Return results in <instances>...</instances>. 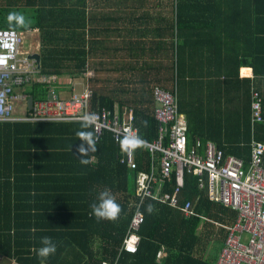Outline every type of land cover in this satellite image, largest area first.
Segmentation results:
<instances>
[{"label": "trees", "instance_id": "trees-1", "mask_svg": "<svg viewBox=\"0 0 264 264\" xmlns=\"http://www.w3.org/2000/svg\"><path fill=\"white\" fill-rule=\"evenodd\" d=\"M12 11L30 25L10 24ZM0 28L36 31L43 75L85 78L91 71V110L132 108L145 143L156 140L154 86L175 90L179 112L190 117L188 146L198 135L247 164L251 137L264 142V124L250 122L255 81L238 78V69L248 67L264 84V0H0ZM130 60H140L147 72L132 81L139 88L124 78ZM185 86L193 95L183 93ZM256 90L264 99V88ZM26 93L34 101L49 96L41 82ZM79 131L80 122H0V255L17 264H63L67 255L74 264H216L208 243L223 245L236 211L210 201L191 174L184 175L178 207L144 201L136 252L120 251L133 214L135 175L145 168L147 152L135 148L137 168L130 169L105 133L82 164ZM105 188L122 209L115 221L98 220L90 207ZM188 200L195 205L191 217L180 209ZM56 223L62 226L57 235L42 233V226ZM43 236L57 245L47 260L35 251ZM160 247L166 256L156 259Z\"/></svg>", "mask_w": 264, "mask_h": 264}, {"label": "built area", "instance_id": "built-area-1", "mask_svg": "<svg viewBox=\"0 0 264 264\" xmlns=\"http://www.w3.org/2000/svg\"><path fill=\"white\" fill-rule=\"evenodd\" d=\"M24 32L0 28V122H79L84 114H94L96 120L92 131L96 144L105 133L111 135L120 150V164L130 169L137 168L135 149L125 152L119 141L129 133L138 135L134 127V111L122 108L111 111L100 107L91 110L93 91L85 75V88L78 92L72 88L68 97L56 93L57 76L43 75L35 60L29 58L36 53L24 50ZM46 84L49 96L45 100H32L28 109L26 89L33 83ZM154 102L153 118L157 124L156 140L139 147L147 152L145 168L135 175L133 214L120 251L134 254L139 238L137 231L142 222L140 208L147 198L158 204L178 207L184 175L197 178L200 188L206 189L210 201L221 203L236 211L235 220L227 227L216 264H264V142L251 137L250 158L243 159L225 155L211 141L195 139L187 143V122L178 110L175 92L158 86L152 89ZM263 95L256 90L250 92V122L264 124ZM24 108V113L21 112ZM194 203L190 200L180 206L183 215H195ZM160 247L155 258L165 257ZM102 264H116L103 262Z\"/></svg>", "mask_w": 264, "mask_h": 264}, {"label": "clouds", "instance_id": "clouds-1", "mask_svg": "<svg viewBox=\"0 0 264 264\" xmlns=\"http://www.w3.org/2000/svg\"><path fill=\"white\" fill-rule=\"evenodd\" d=\"M7 20L10 24H15L17 27H28L31 23L30 20H27L25 15L18 11H12L8 13ZM85 82V78L83 79ZM90 86V85H89ZM72 91V90H70ZM96 117L94 114H84L80 118L81 131L78 133V137L81 141V146L78 148V152L81 155V163L88 164L89 160L86 159L89 152L96 151V138L94 132L89 129L92 128ZM144 126H147V121L141 122ZM120 147L125 152L131 151L144 144V140L138 136L129 133L125 135L122 140L119 141ZM87 145V148L84 147ZM93 215L99 219H107L115 221L119 218L121 213V206L116 202L114 195L111 191L105 188L98 194L97 202H94L90 205ZM147 211L151 213L153 208L151 205L148 206ZM40 247L35 249L36 254L42 260H47L51 255H54L57 249L56 243L49 236H43L40 238Z\"/></svg>", "mask_w": 264, "mask_h": 264}, {"label": "crops", "instance_id": "crops-1", "mask_svg": "<svg viewBox=\"0 0 264 264\" xmlns=\"http://www.w3.org/2000/svg\"><path fill=\"white\" fill-rule=\"evenodd\" d=\"M123 55V54H122ZM123 57V56H122ZM124 62L127 61V59H123ZM129 63V69L125 70L124 73V78L127 79V82L129 83L128 86L132 87L133 85H135V87L139 88L140 85L137 83H132V81H136L137 80H144L145 76L147 74V72L145 71V69H143V67L140 65V60L134 61V60H130L128 61ZM133 68H135V71H133ZM59 78V77H58ZM238 78L239 79H248V80H253L255 82H253V88L252 89H262L264 88V84L263 81H260V78L255 77V75H253V73L251 72L250 68L248 67H240L238 69ZM77 79V78H76ZM68 79L61 77L59 78V81L56 85V88H58V90L60 91V95H62L63 93H68L70 90H66L64 88V84L67 82ZM187 80V79H186ZM63 81V82H62ZM84 81V80H83ZM82 81V82H83ZM62 82V83H61ZM186 82V81H185ZM185 94L187 95H193L194 90L193 89H187V87L185 86L183 88ZM251 92V91H250ZM178 97V96H177ZM183 98V97H182ZM179 100V99H178ZM185 118H186V122L188 123V120L190 117H187L184 113H182ZM227 119H232L230 118V116H226ZM233 120V119H232ZM192 126H195L194 123H192ZM188 127V126H187ZM252 135V134H251ZM195 139H200L201 141L205 142V141H209V140H202L201 137H199L198 135L195 136ZM194 139V140H195ZM194 142V141H193ZM213 143V142H212ZM41 218H43V213L41 215ZM42 233H46L48 234V231H50V234H55L57 235L60 232V228H62L61 225H59L58 223L54 224L51 227L48 226H42ZM59 243H63V240L58 241ZM70 245V244H69ZM97 246V245H96ZM66 258L64 260H62L63 264H74L77 262V259L73 258L70 255L65 256ZM60 259V258H59ZM0 264H17L14 260L9 259L5 256L0 255ZM41 264H47L46 262H42Z\"/></svg>", "mask_w": 264, "mask_h": 264}, {"label": "rangeland", "instance_id": "rangeland-1", "mask_svg": "<svg viewBox=\"0 0 264 264\" xmlns=\"http://www.w3.org/2000/svg\"><path fill=\"white\" fill-rule=\"evenodd\" d=\"M155 1L161 5H164L166 3V0H155ZM152 4L155 5L156 3H152ZM160 8L161 7L159 6L157 9L159 10ZM24 35H25L24 44H23L24 50L28 49V50H32V51H37L38 46L37 45L35 46V44L37 43L36 31L35 30H27L26 32H24ZM63 77L68 79L67 82L64 84V88L66 90H70L72 88H75L78 92H80L85 88V84H84V82H82L84 77L77 78V79L76 78H69L68 76H63ZM21 112L24 113V108H21ZM220 226L221 225L219 222L215 223V228H218ZM221 247H222L221 244L215 242L214 240H210V242L208 243L209 258L211 259L212 255L214 258H215V256L218 257V254L221 250Z\"/></svg>", "mask_w": 264, "mask_h": 264}, {"label": "water", "instance_id": "water-1", "mask_svg": "<svg viewBox=\"0 0 264 264\" xmlns=\"http://www.w3.org/2000/svg\"><path fill=\"white\" fill-rule=\"evenodd\" d=\"M29 58L33 59L36 61V63L38 64V66L40 67L39 63H40V57L37 53L31 55V56H28ZM32 106V97H29L28 98V109H30Z\"/></svg>", "mask_w": 264, "mask_h": 264}]
</instances>
